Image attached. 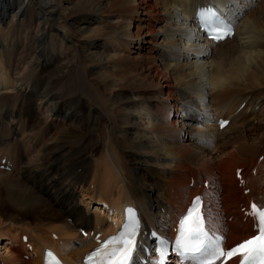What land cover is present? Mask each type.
Listing matches in <instances>:
<instances>
[{
  "label": "bare ground",
  "instance_id": "bare-ground-1",
  "mask_svg": "<svg viewBox=\"0 0 264 264\" xmlns=\"http://www.w3.org/2000/svg\"><path fill=\"white\" fill-rule=\"evenodd\" d=\"M259 1L0 0V167L8 170L0 171V210L53 224L16 233L0 220V264H43L47 248L65 264H82L118 231L127 206L139 212L133 264H158L151 242L176 240L196 196L224 247L257 232L251 205L264 209V15L250 14ZM208 6L224 11L232 37L208 38L197 16ZM19 50L37 52L23 68ZM76 74L81 80L63 95L66 75ZM83 98L96 113L102 100L111 106L105 130L120 155L117 185L100 179L91 161L86 131L98 128L93 113L79 118ZM220 119L229 124L221 128ZM42 120L70 124L40 146L49 132ZM246 122H257L260 133L244 136ZM20 136L40 146L26 165L32 154L17 145ZM156 163L152 182L144 170ZM169 255L166 264H193Z\"/></svg>",
  "mask_w": 264,
  "mask_h": 264
},
{
  "label": "snow or ice",
  "instance_id": "snow-or-ice-1",
  "mask_svg": "<svg viewBox=\"0 0 264 264\" xmlns=\"http://www.w3.org/2000/svg\"><path fill=\"white\" fill-rule=\"evenodd\" d=\"M225 31L230 29L225 28ZM213 38L217 40L222 38L219 31ZM224 123L227 122H223L222 127ZM251 208L258 234L225 250L221 247L220 240L214 238L206 227L201 213V197L196 196L186 215L179 221L176 249L183 255L200 253L199 264H227L228 260L237 256L240 257V264H264V210L258 209L254 203ZM138 228V221L131 217L125 222L119 235L103 242V245H112L110 249L102 251V245L89 258L102 255V264H133Z\"/></svg>",
  "mask_w": 264,
  "mask_h": 264
},
{
  "label": "rangeland",
  "instance_id": "rangeland-1",
  "mask_svg": "<svg viewBox=\"0 0 264 264\" xmlns=\"http://www.w3.org/2000/svg\"><path fill=\"white\" fill-rule=\"evenodd\" d=\"M263 3V4H262ZM264 0H260L259 2H258V5H257V9L254 11V14L253 13H251L250 15H253V16H262V15H264ZM263 10V11H262ZM250 13V12H249ZM11 16H9L8 17V19H7V22H6V24L7 23H9L10 21H11ZM3 23H1L0 24V30L1 29H3ZM1 44V43H0ZM23 50V49H22ZM39 49H36V51H38ZM25 51V50H24ZM19 52H21V50H19ZM22 54H23V56L21 55H19L20 56V59H19V66L20 67H25V64L24 63H26V59H27V57H29V55H32V56H34L33 54H36V53H34V52H31V51H26V52H24L23 53V51L21 52ZM26 53H27V55H26ZM28 53H32V54H28ZM25 54V55H24ZM19 56H17L18 58H19ZM36 56V55H35ZM5 66V65H4ZM81 80V76L79 75V74H76V75H69V76H67L66 75V83H64V86H62V88H61V90H60V92H62V94L63 95H66V94H71L72 92H73V90H71V88H69L70 87V85L71 84H73V83H78L79 81ZM154 80L156 81V78H154ZM157 80H158V78H157ZM92 81H94V80H92ZM66 85H67V87H66ZM5 90H3V89H0V97L3 95V94H5ZM61 94V93H60ZM233 94H235V93H233ZM240 93H236L235 95L237 96V95H239ZM235 95L233 96L234 98H235ZM67 96H69V95H67ZM82 103H81V106H80V108H79V110H80V112H81V114H79V118L80 119H82L83 120V122L85 123V121L84 120H87V117H89V115H91V113H93L92 114V119H95L96 118V123H97V130L95 131V132H87L85 129H83L82 131V133L80 134L81 136H83L84 135V131H86V134H87V137H86V139H85V141L87 142V146L88 147H90V149H91V161H93L94 160V163H95V165L97 166V164H98V166H97V169H98V171H99V178L100 179H102L103 181H109V183H112L113 185H117V184H119L120 183V181L118 182V180H120L118 177V179L116 178V176L117 175H115L116 174V170L115 169H113V167L116 165L115 164V162H116V159H120V155L119 154H117V153H114L115 152V150H113L112 151V148L110 149L109 148V141H107V139H106V130H105V128H106V124H105V120H106V117H107V114H108V111H110V109H111V106L110 105H108L109 103H107V105L105 104L104 105V103H102V101L98 104L99 105V109H98V111H97V113L94 111H92V109H91V105L83 98L82 100ZM80 101V102H81ZM203 100H200V103H204V102H202ZM102 103V104H101ZM105 106H107V108L105 107ZM264 106V104H262V105H260V106H258V108H262ZM244 106H241L239 109H238V111L239 110H241L242 108H243ZM37 117H39V118H42V117H44L43 116V114L41 115V114H35ZM141 115V113L139 112V113H137L136 114V116H140ZM232 115H233V117L236 115V112H234V113H232ZM231 115V116H232ZM213 119V118H212ZM24 121H22V123H23ZM70 123H66V124H64V126H54V125H49V123L47 124V123H44L43 122V120H42V122H41V124H40V126H42V125H45V126H47V129H48V131L49 132H47L46 133V135L44 136V138H43V140H42V142L40 143V146L42 145V143L43 144H50L51 142H52V139L55 137V136H57L60 132H61V130L62 129H64L65 128V126H67V125H69ZM209 124H211V125H215L216 124V120L215 119H213V120H211L210 121V123ZM19 125V124H18ZM75 125V124H74ZM252 125V123L250 124V125H247V122H246V124L244 125L245 126V128H244V136H246V137H249V136H251L254 132L255 133H260V131H261V129L262 128H258V123L257 122H254V126L252 127L251 126ZM54 126V127H53ZM52 127V128H51ZM62 127H64V128H62ZM68 127V126H67ZM91 127V126H90ZM248 128L250 129L251 128V130H252V128L254 129V131L252 130V132H251V130H248ZM34 129H35V127L33 126V128H32V130L34 131ZM38 129V128H37ZM103 130V131H102ZM105 133V134H104ZM92 134V135H91ZM72 135V133L69 135V136H71ZM79 135V137H78V140H80L81 139V136ZM91 135V136H90ZM248 135V136H247ZM117 137H118V135H116ZM21 137V136H20ZM17 138L19 141H17V139H16V142H17V145L18 146H20V149H23V148H25V147H27V150L29 149L30 151H31V154L32 155H29V156H27L24 160H22L23 162V165L25 164H28V163H30V162H32V157H34V155H36V152L35 151H37V150H39V148H40V146L39 147H36V148H38L37 150H36V148L35 147H33L30 143L28 144V143H25V144H23V142L25 141V140H22V137L21 138ZM40 137V135H38V137H37V139ZM250 138H252V137H250ZM24 139V138H23ZM106 139V140H105ZM22 140V141H21ZM72 142V144L71 145H74V144H76L77 142L76 141H71ZM85 142V143H86ZM108 142V143H107ZM111 143H112V141H111ZM24 145V147H22ZM28 145H29V147H28ZM30 146H32V147H30ZM94 146V147H93ZM33 148H35V149H33ZM111 150V151H110ZM34 151V152H33ZM108 152H110V153H108ZM115 154V155H114ZM118 155H119V157H118ZM112 156H114V158L112 157ZM31 157V158H30ZM116 157H118V158H116ZM93 158V159H92ZM97 160V161H96ZM115 160V161H114ZM28 162V163H27ZM113 165V166H112ZM11 167V166H10ZM108 170H107V169ZM115 168V167H114ZM157 163L156 164H151V165H149L148 167H147V169H145L144 170V174L146 175V177H147V179H149V180H153L152 182H156V181H158L157 180V177H155V172H158V170H159V168H158V170H157ZM8 171V170H4V168H2L1 169V167H0V171ZM109 170H110V172H109ZM151 171V172H150ZM115 172V173H114ZM154 172V173H153ZM108 173H110L109 175H108ZM112 173H114V174H112ZM108 176H107V175ZM115 175V176H114ZM106 176V177H105ZM153 176V177H152ZM107 177H108V179H107ZM111 179H110V178ZM237 177H238V175H237ZM113 178H114V180H113ZM154 178V179H153ZM156 179V180H155ZM116 180V181H115ZM155 180V181H154ZM107 181H106V184H107ZM118 182V183H117ZM206 183L207 182H203V184L204 185H206ZM0 189H1V186H0ZM247 191V192H246ZM246 192V193H245ZM244 193L245 194H247L248 193V190H244ZM0 196H2V189H1V193H0ZM94 204V203H93ZM91 205V210L93 209V208H95V205ZM19 211H14V210H6V209H2V210H0V220H2L3 219V221H2V223H3V229H11L13 232H22V231H25V230H28V231H30V232H36V233H40V232H42L43 230H49V227H52V225L53 224H51V225H49L50 223H52V220H50V219H48V217H46V219H42L41 218V216L38 218L36 215H34L33 213H31L30 211L27 213H22V212H19ZM7 215V216H6ZM9 215H11L10 217H9ZM14 215V216H13ZM11 219V220H10ZM15 220H16V222H15ZM60 223V222H59ZM58 222L56 223V224H59ZM43 224V225H42ZM45 225H47V226H45ZM16 227V228H15ZM19 229H18V228ZM33 230H32V229ZM39 228V229H38ZM43 228V229H42ZM23 229V230H22ZM38 229V230H37ZM14 230H16V231H14ZM32 230V231H31ZM37 230V231H36ZM18 232V233H19ZM3 244L5 243V242H3V241H1Z\"/></svg>",
  "mask_w": 264,
  "mask_h": 264
}]
</instances>
